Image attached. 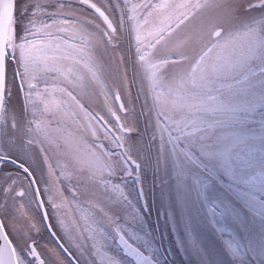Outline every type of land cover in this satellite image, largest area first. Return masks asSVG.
I'll list each match as a JSON object with an SVG mask.
<instances>
[{"label": "snow or ice", "instance_id": "1", "mask_svg": "<svg viewBox=\"0 0 264 264\" xmlns=\"http://www.w3.org/2000/svg\"><path fill=\"white\" fill-rule=\"evenodd\" d=\"M0 264H264V0H0Z\"/></svg>", "mask_w": 264, "mask_h": 264}]
</instances>
